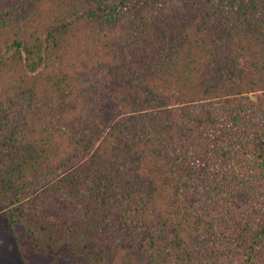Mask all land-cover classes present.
<instances>
[{
	"label": "trees",
	"instance_id": "1",
	"mask_svg": "<svg viewBox=\"0 0 264 264\" xmlns=\"http://www.w3.org/2000/svg\"><path fill=\"white\" fill-rule=\"evenodd\" d=\"M13 8L0 12V38L22 25V38L0 41V201L10 221L38 180L75 159L60 178L88 200L84 225L123 240L103 247L108 264L125 255L129 264H264V0ZM91 30L103 60L90 65L94 52L81 73L64 68ZM194 68L197 96L186 90ZM166 81L175 87L164 99Z\"/></svg>",
	"mask_w": 264,
	"mask_h": 264
},
{
	"label": "rangeland",
	"instance_id": "2",
	"mask_svg": "<svg viewBox=\"0 0 264 264\" xmlns=\"http://www.w3.org/2000/svg\"><path fill=\"white\" fill-rule=\"evenodd\" d=\"M49 3H51V0H0V12L8 11V9L14 7L15 13L24 15L21 12L24 7L25 9L28 8V11H32L36 6H39L40 11H43V8L49 7ZM36 25H39L38 21H36ZM21 28L17 29V26H10L7 28L8 33L3 30L0 41L4 40L7 44L10 43L18 36V31ZM87 34L79 37L70 52L72 57L70 56L71 58L64 60L67 65L66 67L64 65V68L73 69L76 74L81 73L84 69L81 67L82 62L89 64V58L94 52L97 55L90 60L92 61L90 65L103 60V50L100 53L99 44L94 41L92 30L91 32L88 31ZM18 37L22 38V35ZM195 71L198 70L194 68L189 73L190 81L188 86H186V90L190 94L194 91L193 95L197 96L199 95V81L197 80V74L193 73ZM205 75L200 73L199 77L206 79ZM169 83L170 81H166L164 85L161 84L163 86L158 91L159 95L164 99L175 87V85L167 86ZM158 85L160 87V84ZM115 108V104L106 106L107 111L105 114L108 117V121L111 118L113 120L116 119L114 117ZM76 165L77 162L73 159L68 163L67 167L64 166L61 176L58 175L55 179L50 176L38 180L33 185L32 195L30 193L29 198H32V201L27 199L21 201L23 208L20 211L21 215H17L16 218L18 220L15 222H11L6 213L8 206L6 202L4 200L0 201V264H108V261L105 258L103 259L101 254H105L103 247H119L123 240L118 235H115L110 227H108L107 231V228L101 226L97 229L96 234L95 226L91 231L88 225H84V221L81 219L83 217L81 216L88 209V200H82L77 194L72 193L71 182L60 178L67 172L66 175L69 176ZM59 178L61 182L58 181ZM54 182L56 185L53 184ZM51 183L54 187H49ZM76 183H80V180H77ZM150 183V188L153 191L155 189L158 190L159 179L150 180ZM162 187L166 188V194L168 193L169 195V187L165 185ZM36 194H38V200H36ZM75 199L76 202H74ZM91 216L93 218H89V222H93L96 225L101 222L99 221L100 219L103 220V215L98 209L93 210ZM40 224L43 226L38 228ZM83 226H85V232L79 233V229L83 228ZM118 259L121 261L114 259L113 262L115 264L116 262L129 264L126 255L122 258L118 257ZM132 262L135 264L141 263L138 261Z\"/></svg>",
	"mask_w": 264,
	"mask_h": 264
}]
</instances>
